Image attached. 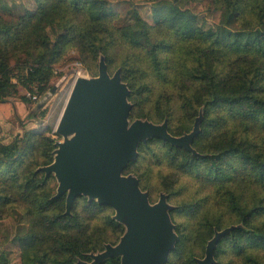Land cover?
<instances>
[{"label": "trees", "instance_id": "1", "mask_svg": "<svg viewBox=\"0 0 264 264\" xmlns=\"http://www.w3.org/2000/svg\"><path fill=\"white\" fill-rule=\"evenodd\" d=\"M177 1L153 2L152 23L135 9L133 21L121 27L112 24L110 0H37L35 11L12 19L0 15V101L16 91L11 49L18 42L29 56L19 78L37 83L39 93L47 90L52 64L68 45L104 54L108 70L121 69L131 90V119L167 120L168 131L180 136L201 116L192 142L196 153L154 137L140 144L138 159L124 170L138 177L151 201L164 192L175 206L171 216L179 219L180 238L167 264L173 256L196 263L205 253L197 255L195 246L205 250L217 230L237 224L219 238L215 264H230L223 262L225 252L264 264V1L217 0L220 21L208 28ZM50 25L62 31L52 36ZM55 148V138L33 130L0 143V180L8 181V191L0 187L2 205L27 200L30 222L41 217L53 228L48 234L42 225L18 236L22 264H82L91 252L116 244L108 237L95 239L81 208L104 211L105 224L119 236L125 230L112 217L113 208L96 200L81 203L79 197L65 213L67 194L54 197L48 188L53 175L42 180L41 172L30 169L32 162L52 163ZM145 167L157 176L150 183ZM120 263V257H110L101 264ZM0 264H9L6 252L0 253Z\"/></svg>", "mask_w": 264, "mask_h": 264}, {"label": "water", "instance_id": "2", "mask_svg": "<svg viewBox=\"0 0 264 264\" xmlns=\"http://www.w3.org/2000/svg\"><path fill=\"white\" fill-rule=\"evenodd\" d=\"M130 93L121 69L111 75L106 63H101L99 76L79 77L57 127L64 141L58 142L54 161L41 168L58 178L56 195L67 194V214L77 198L88 196L100 205L111 206L114 218L125 224L120 241L107 244L92 255L93 262L86 264H101L110 257H120V264H166L176 249L178 235L167 196L162 194L158 202L151 203L149 192L141 188L138 177L126 175L124 170L138 159L140 144L154 137L196 153L192 142L200 132L201 116L191 132L175 136L168 131L167 120L131 121ZM44 105L42 100L37 108ZM233 228L216 232L198 264H215L216 244Z\"/></svg>", "mask_w": 264, "mask_h": 264}, {"label": "rangeland", "instance_id": "3", "mask_svg": "<svg viewBox=\"0 0 264 264\" xmlns=\"http://www.w3.org/2000/svg\"><path fill=\"white\" fill-rule=\"evenodd\" d=\"M113 3L115 14L112 16V24L116 27H121L122 25L130 24L133 21V13L135 9H138L139 12L144 16V18L148 22H153V2L157 0H110ZM264 0H253L255 5L258 2H263ZM178 5L182 8H189L194 13L197 14L198 19L201 25H204L205 28L208 27H215L220 21L221 9L218 7L217 0H178ZM38 8L37 0H0V15H2L5 19H12L17 18L26 13L27 10L35 11ZM237 26H242L241 23H238ZM57 31H53V27L50 25L47 27V30L51 32V35L54 36L56 32H61V27L57 25ZM22 42V41H21ZM18 42V46L16 48H12L11 52L13 51V56L11 59V64L14 67L15 76L13 80L16 82V91L13 95L8 97L11 101H15L21 105L24 101L22 97H27L29 102H25L27 105V115L24 119L20 117H16V121L14 122V127L10 129V135L7 139L3 140L0 138V143H9L11 142L18 132H24L25 130H33L40 132L45 135L52 136L55 138L56 148L53 150L54 159L56 156V149L59 147L58 142L64 141V136L57 131L58 124L62 117V114L65 110L66 104L72 92V89L75 85L76 80L79 77H97L100 74V66L101 63H106L105 55L102 53L96 54L94 51L90 52V54H84V52L76 45H68L65 49L64 54L59 58L58 61L54 62L53 69L54 74L51 77L50 81L48 82V88L45 92H38V85L37 83H30V84H23L21 79L19 78V73L22 72V66L26 60L29 59V56L24 51L23 44ZM107 64V63H106ZM111 68V72L109 73L113 75L118 69ZM127 83V82H126ZM55 86V90L52 91V88ZM34 95L38 96V99H34ZM45 100V105L43 107L37 108V104ZM43 115L40 112H44ZM41 112V113H42ZM37 116H36V115ZM135 119H142V120H149L153 121L147 117L139 116L134 117L131 121ZM163 123V122H161ZM14 128V129H13ZM16 129V130H15ZM16 132H13V131ZM3 140V141H2ZM42 150L45 149V146H42ZM42 158V157H41ZM40 160V159H38ZM43 160V159H42ZM39 161H37L38 163ZM51 164V163H50ZM49 165V164H48ZM47 165H40L36 166V162H32L30 165V169H34L35 172L39 171L38 177L42 180L49 177L45 171L41 168ZM145 178L147 179V183L152 182L157 176L154 174V171L149 168L145 167ZM53 176L50 179V184L48 186L50 192L53 196H57L59 180L56 177L55 173H51ZM126 175H134L133 172L125 173ZM149 176V180H148ZM155 184V183H154ZM8 185V181L3 179L0 180V187H4L5 191H8L6 187ZM148 191L149 190H145ZM163 193L159 195H154L152 198L151 203H156L159 201L160 197ZM167 196V194H165ZM79 202H83L86 198L88 201H92L88 198V196H80ZM95 200V199H93ZM97 201V200H96ZM27 200H19L14 201L12 203H7L2 205L0 200V253L6 252L7 258L9 260V264H22V245L18 240L19 235L27 234L32 228L40 231L44 226V231L46 233H50L53 231V228L49 226L47 219H41V217L35 218L30 222V219L26 216V207L28 206ZM98 202V201H97ZM167 202L171 205L168 209L171 215V210L175 208L173 204H171L168 199ZM65 207V213H66ZM114 210V209H113ZM112 212V210H110ZM81 218L86 225L87 222H90V230L94 231V237L97 241L110 238L114 240V243H118L121 237L124 235L126 231L123 232L122 236H119L118 231H115L114 227L107 226L104 220V211L99 212L98 214L89 213L86 209L81 208L80 210ZM115 216V210L113 214V218ZM115 219V218H114ZM171 219L175 225V231L178 235V240L176 245L179 241V233L177 232V225L179 219L177 218L176 221L173 220L172 216ZM116 220V219H115ZM34 222V224H33ZM33 224V226H32ZM237 225H230L226 228L231 227H238ZM233 228V229H234ZM225 229V228H224ZM223 229V230H224ZM219 231V230H217ZM216 231V232H217ZM221 231V230H220ZM82 233L84 230L81 231ZM216 234V233H215ZM214 234V236H215ZM213 236V237H214ZM112 244V243H107ZM103 249H105L106 245ZM115 245V244H112ZM207 247V245H206ZM202 247L198 245L194 247L195 253L197 255H201L202 252L206 253ZM176 250V249H175ZM102 250L91 252L90 257L91 260H82L80 259L79 262L82 264L91 263L93 262L94 258L92 255H96ZM175 252V251H173ZM223 262H229L230 264H249L248 261L244 257H234L229 256L227 252L222 254ZM205 256V254H204ZM202 257H195L196 263L190 261V257H183L177 258L175 256L172 257L173 261L171 264H198V260L202 259ZM170 259V258H169ZM169 262V260H168ZM167 262V263H168ZM216 262V261H215ZM166 263V264H167Z\"/></svg>", "mask_w": 264, "mask_h": 264}, {"label": "crops", "instance_id": "4", "mask_svg": "<svg viewBox=\"0 0 264 264\" xmlns=\"http://www.w3.org/2000/svg\"><path fill=\"white\" fill-rule=\"evenodd\" d=\"M26 105L27 104L25 102L21 103L20 105L18 103H15V101H11L10 99H6L5 101H0V138L1 139L5 140L11 135L10 129L12 128V126L14 127L15 124L14 122L16 121V117H20L21 119H24L26 117L28 113ZM15 130L13 132H16Z\"/></svg>", "mask_w": 264, "mask_h": 264}, {"label": "built area", "instance_id": "5", "mask_svg": "<svg viewBox=\"0 0 264 264\" xmlns=\"http://www.w3.org/2000/svg\"><path fill=\"white\" fill-rule=\"evenodd\" d=\"M33 97H34V99H38V96L37 95H34Z\"/></svg>", "mask_w": 264, "mask_h": 264}]
</instances>
